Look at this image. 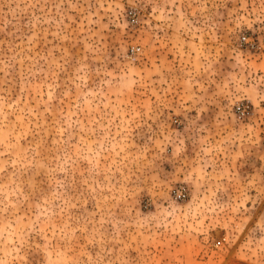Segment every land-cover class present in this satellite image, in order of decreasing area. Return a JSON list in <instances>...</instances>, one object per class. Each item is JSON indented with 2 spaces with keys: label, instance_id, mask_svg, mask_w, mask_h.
Segmentation results:
<instances>
[{
  "label": "rangeland",
  "instance_id": "374dc122",
  "mask_svg": "<svg viewBox=\"0 0 264 264\" xmlns=\"http://www.w3.org/2000/svg\"><path fill=\"white\" fill-rule=\"evenodd\" d=\"M0 264H264V0H0Z\"/></svg>",
  "mask_w": 264,
  "mask_h": 264
},
{
  "label": "built area",
  "instance_id": "2783aa9c",
  "mask_svg": "<svg viewBox=\"0 0 264 264\" xmlns=\"http://www.w3.org/2000/svg\"><path fill=\"white\" fill-rule=\"evenodd\" d=\"M236 109L241 115L248 116L250 114L251 106L248 101H241L237 104Z\"/></svg>",
  "mask_w": 264,
  "mask_h": 264
}]
</instances>
